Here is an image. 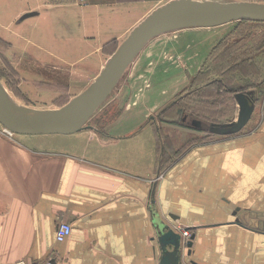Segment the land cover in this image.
<instances>
[{
	"label": "crops",
	"instance_id": "crops-1",
	"mask_svg": "<svg viewBox=\"0 0 264 264\" xmlns=\"http://www.w3.org/2000/svg\"><path fill=\"white\" fill-rule=\"evenodd\" d=\"M148 3L74 0L68 7L80 6L86 23L98 25L80 42L91 37L101 52L111 42L120 45L152 12L154 4L145 10ZM112 15L123 23L107 22ZM184 37L171 39L175 50L167 52L184 56L188 65L191 46L182 43ZM150 43L136 66L152 59L160 63L159 50ZM262 55L264 42L253 43L249 55L237 61L248 65L240 75L257 74ZM130 78L115 98L130 91L135 77ZM179 85H167L163 93L175 97ZM153 88L136 98L137 105L124 104L111 122H95L74 134L8 137L0 124V264H43L50 257L56 264H160L156 216L192 231V253L187 249L182 264H264V92L246 90L255 106L247 132L216 135L221 138L192 145L177 158L187 143L171 135L172 143L163 145L162 133L176 125L159 124L148 113ZM165 150L170 164L164 169ZM60 221L73 227L64 243L56 241Z\"/></svg>",
	"mask_w": 264,
	"mask_h": 264
},
{
	"label": "rangeland",
	"instance_id": "rangeland-1",
	"mask_svg": "<svg viewBox=\"0 0 264 264\" xmlns=\"http://www.w3.org/2000/svg\"><path fill=\"white\" fill-rule=\"evenodd\" d=\"M146 1L150 3L144 6L147 8L145 10L150 9L147 5L154 4L149 10L153 11L171 0ZM197 1L264 2V0ZM73 3L74 0H0V83L12 100L28 111H52L68 104L94 82L101 72V63L107 62L112 52L118 48L119 43L111 42L103 46L99 52L96 50L97 44L92 43L91 37L85 39V45L82 44L80 41L83 34L96 31L98 25L86 23L80 6L68 7ZM139 5L141 6L140 3ZM120 17L108 16L106 21L113 25H121L123 21ZM181 33L186 37L181 36ZM182 37H184L182 43L185 44L186 40L191 46L186 56L190 58L188 65L184 56L177 57L167 52L168 47L175 50V42ZM171 39L176 41L173 42ZM263 42L264 23L240 21L213 28L177 30L158 36L151 40L150 47L159 50L160 63L152 59L145 66L139 67L135 65L137 61L135 60L106 102L88 121L87 126L95 122H111L124 104L137 105L139 99L136 98H140L154 87L155 92L152 90L150 94L151 102L149 99L146 102L147 111L150 110L148 113H151L159 124L176 125L173 131L162 133L163 145L168 147L172 143L171 135L187 143L185 147L178 149L177 158L192 145L221 138L217 137L221 135L216 136L206 130L195 127L192 129L191 124L194 119L207 124H212L213 121L222 125L235 123L239 115L235 105L237 101L233 102L237 99L235 97V92H238L236 89H239L237 86L243 85L247 89H253L250 92L253 95L255 92L259 94L264 92V61L260 62L258 73L251 78L243 77L239 69L234 68L240 56L249 55L253 43ZM190 53L192 54L189 55ZM244 67L248 65L245 64L243 69ZM163 69L168 70L163 72ZM130 77H135L132 78L130 91L124 98H115L121 88L127 85ZM190 77L193 78L189 80ZM247 79H251L252 83H243ZM171 81V84L168 83ZM177 81L182 85H179V92L175 97L174 92L163 93L167 85L172 87ZM154 82L157 84H153ZM210 82L213 84L208 85ZM178 101L180 106L175 108ZM110 108L114 111L106 113ZM183 122L187 126L183 125ZM249 128L245 126L239 135L247 132ZM237 134L228 137L232 138ZM167 155L165 150L164 169L170 164ZM171 226L175 230L184 228L180 224ZM179 232L183 235L182 231ZM182 248V260L185 262L188 258V247L184 239Z\"/></svg>",
	"mask_w": 264,
	"mask_h": 264
},
{
	"label": "water",
	"instance_id": "water-1",
	"mask_svg": "<svg viewBox=\"0 0 264 264\" xmlns=\"http://www.w3.org/2000/svg\"><path fill=\"white\" fill-rule=\"evenodd\" d=\"M238 21L264 22V3L171 0L152 11L134 27L110 56L94 82L59 109L46 112L28 111L13 103L0 83V124L18 135H69L80 132L87 127L88 121L106 102L127 70L152 39L177 30L213 28ZM236 98L239 104V115L235 123L207 124L200 120H193L192 125L197 129L221 136L241 132L250 121L255 106L245 93H237ZM155 220L162 255L160 264H182V236L158 216ZM260 226V229H264L262 223ZM193 242L192 235L187 243L188 255L192 253Z\"/></svg>",
	"mask_w": 264,
	"mask_h": 264
},
{
	"label": "built area",
	"instance_id": "built-area-1",
	"mask_svg": "<svg viewBox=\"0 0 264 264\" xmlns=\"http://www.w3.org/2000/svg\"><path fill=\"white\" fill-rule=\"evenodd\" d=\"M3 132L8 137H13L15 135L13 132L6 129L5 127H3ZM72 231H73V227L69 223H67L65 221H60L57 225V228H56V241L58 243L66 242L68 240V238L71 236ZM178 231L183 232L182 237L185 240V242H188L191 239L192 234H191L190 229L184 227ZM16 264H30V263H28L26 261H20ZM43 264H56V259L54 257H50Z\"/></svg>",
	"mask_w": 264,
	"mask_h": 264
},
{
	"label": "trees",
	"instance_id": "trees-1",
	"mask_svg": "<svg viewBox=\"0 0 264 264\" xmlns=\"http://www.w3.org/2000/svg\"><path fill=\"white\" fill-rule=\"evenodd\" d=\"M240 23H264V22H260V21H240ZM113 53V52H112ZM236 65H235V67L234 68H238L239 69V71H241V73H245V72H248V70H245V71H242L243 70V65L242 66H239V65H241L242 63L240 62H238V63H235ZM210 84H213V83H208V85H210ZM246 90H247V88H245V86L243 87V85H241V87H240V89L239 90H237L238 92H235L236 94L237 93H239V92H242V93H247L246 92ZM235 94V95H236ZM247 95V94H246ZM250 98V97H249ZM250 100H251V98H250ZM252 101V100H251ZM214 103V102H213ZM175 104H177V106L175 107V108H179V106H180V102L178 101V102H176ZM194 120H199V119H194ZM209 123V122H208ZM212 124H218V123H214V121H213V123Z\"/></svg>",
	"mask_w": 264,
	"mask_h": 264
},
{
	"label": "bare ground",
	"instance_id": "bare-ground-1",
	"mask_svg": "<svg viewBox=\"0 0 264 264\" xmlns=\"http://www.w3.org/2000/svg\"><path fill=\"white\" fill-rule=\"evenodd\" d=\"M224 3H226V2H224ZM13 103H15L14 101H12ZM16 104V103H15ZM18 105V104H17ZM20 106V105H19ZM165 223H167L166 221H164ZM169 226H170V224L169 223H167ZM175 230V229H174ZM177 233H179L181 236H182V234L179 232V231H177V230H175ZM193 235V234H192ZM182 241H183V237L181 238V245H182ZM188 243V242H187Z\"/></svg>",
	"mask_w": 264,
	"mask_h": 264
}]
</instances>
